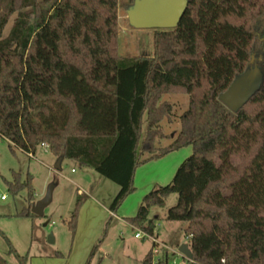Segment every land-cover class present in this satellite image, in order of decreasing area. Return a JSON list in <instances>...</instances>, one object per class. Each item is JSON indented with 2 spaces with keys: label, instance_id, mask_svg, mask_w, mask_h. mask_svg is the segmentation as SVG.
<instances>
[{
  "label": "trees",
  "instance_id": "16d2710c",
  "mask_svg": "<svg viewBox=\"0 0 264 264\" xmlns=\"http://www.w3.org/2000/svg\"><path fill=\"white\" fill-rule=\"evenodd\" d=\"M188 1L176 29L156 30L151 56L121 57L119 0H0V138L28 156L48 145L117 184L111 214L134 192L138 168L191 147L127 221L150 236L161 220L185 224L190 264H264V0ZM253 56L262 85L233 113L219 98ZM168 95L187 96V109ZM8 184L34 205L31 176ZM18 217L36 218L31 208ZM152 250L142 264L170 263H153Z\"/></svg>",
  "mask_w": 264,
  "mask_h": 264
},
{
  "label": "rangeland",
  "instance_id": "374dc122",
  "mask_svg": "<svg viewBox=\"0 0 264 264\" xmlns=\"http://www.w3.org/2000/svg\"><path fill=\"white\" fill-rule=\"evenodd\" d=\"M130 2L119 0V54L121 57L151 56L156 30L135 29L130 25L127 15ZM164 100L174 103L179 112H184L188 106L187 96L168 95ZM192 152L191 147L183 148L138 168L134 192L111 219L109 207L120 191L117 184L92 169L80 167L74 161L65 160L61 170L57 171L54 167L59 159L44 148L41 147L31 158L21 151L13 152L8 142L0 138V256L8 264H88L92 251L100 245L89 264H142L153 242L148 237L136 239L137 234L144 233L133 229L127 219L136 216L143 198L154 188L162 172L172 166L171 181ZM14 173L20 175L22 182L32 177L36 195L34 205L45 199L48 191L53 189L52 201L45 209L44 217H18L28 208L32 210L34 205L30 206L28 190L17 196L10 192L8 183L14 182ZM79 197L83 202L76 234L73 235L69 222ZM177 201V195L171 196L166 207L158 210L161 217ZM185 228V224L161 220L154 235L161 244L176 250L187 244ZM51 235L53 244L49 243ZM58 253L61 256H57ZM160 257L156 256L155 260ZM23 259H26L25 262Z\"/></svg>",
  "mask_w": 264,
  "mask_h": 264
},
{
  "label": "water",
  "instance_id": "95a60500",
  "mask_svg": "<svg viewBox=\"0 0 264 264\" xmlns=\"http://www.w3.org/2000/svg\"><path fill=\"white\" fill-rule=\"evenodd\" d=\"M188 0H134L127 10L130 25L135 29L173 30L176 29L188 7ZM263 61V57L259 58ZM253 56L252 67L243 75L238 76L230 88L223 93L219 100L233 113L239 112L252 99L260 89L263 82V74ZM62 159H59L54 169L61 170ZM53 189L48 191L42 201L35 204L32 213L37 217H44L45 209L52 201ZM49 243H54V238L49 237ZM187 259L193 261L194 257L188 244L178 248Z\"/></svg>",
  "mask_w": 264,
  "mask_h": 264
},
{
  "label": "built area",
  "instance_id": "2783aa9c",
  "mask_svg": "<svg viewBox=\"0 0 264 264\" xmlns=\"http://www.w3.org/2000/svg\"><path fill=\"white\" fill-rule=\"evenodd\" d=\"M42 148L45 149V151H49V147L48 145H42ZM31 158H34L33 155H30ZM112 216H115V214H112ZM143 235V236H142ZM136 239H143L145 237H148L152 240L153 242V250H152V255H153V263H156L160 258H162L164 255H170L172 257V259L170 260L169 264H190V260L187 259L182 253L179 252L178 249L173 250L170 249L168 246H166L165 244H161L158 241L157 236H150V235H146L144 234H137ZM161 255V257L157 260H155L156 256Z\"/></svg>",
  "mask_w": 264,
  "mask_h": 264
},
{
  "label": "crops",
  "instance_id": "0c3cea01",
  "mask_svg": "<svg viewBox=\"0 0 264 264\" xmlns=\"http://www.w3.org/2000/svg\"><path fill=\"white\" fill-rule=\"evenodd\" d=\"M166 158V157H165ZM64 162V161H63ZM63 162H62V164H63ZM155 162H157V161H154V163ZM151 163H153V162H151ZM151 163H149V164H151ZM172 170H173V168H172V166H171V168L169 167V170H166L165 172H162V177L160 176V178H158V179H156L157 180V183L155 184V186H154V188L156 187V186H166V185H168L172 180H173V178H172V180L170 181V179H171V177H172ZM73 172H75V170L73 169ZM164 176H165V178H164ZM157 178V177H156ZM152 179H155V178H152ZM151 179V180H152ZM168 181V182H167ZM170 181V182H169ZM146 257V256H145ZM145 259V258H144Z\"/></svg>",
  "mask_w": 264,
  "mask_h": 264
}]
</instances>
